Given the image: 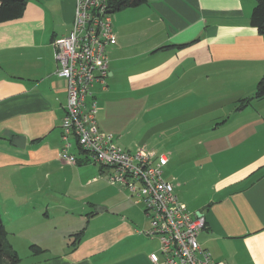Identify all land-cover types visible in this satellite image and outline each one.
I'll return each mask as SVG.
<instances>
[{
    "label": "crops",
    "instance_id": "1",
    "mask_svg": "<svg viewBox=\"0 0 264 264\" xmlns=\"http://www.w3.org/2000/svg\"><path fill=\"white\" fill-rule=\"evenodd\" d=\"M75 3L28 0L22 16L0 22V215L8 241L9 234L20 238L24 251L33 254L25 264H153L150 253L159 251L160 242L144 233L150 221L142 225L147 217L144 206L138 207L142 202L131 204L118 194L121 186L108 184L109 169L92 162L76 140L70 152L77 163L62 157L67 91L66 80L56 73L52 40L71 32ZM255 3L149 0L115 13L117 43L107 50L108 88H93L103 131L113 134L107 123L112 104L152 99V126L173 118L172 127L163 124L159 131L163 145L176 136L177 149L167 143L173 156L185 147L212 159L217 171L212 196L194 210L206 221L198 239L214 259L228 264H264V97L238 106L254 96L264 75V35L250 24ZM20 135L26 138L23 148L13 143ZM188 137L196 138L191 145L185 143ZM170 151L165 153L171 161ZM79 184L95 185L96 192L80 194ZM107 188L118 197L102 199ZM68 198L80 202L82 219L89 206L103 207L87 214L89 225L109 209L115 219L92 230L84 221L61 229L43 224L49 209L76 213ZM29 206L39 207L40 214L26 216ZM20 223L27 229L16 230ZM84 227L82 238L71 245L67 237ZM53 243L68 245L54 249ZM33 244L44 251L34 252Z\"/></svg>",
    "mask_w": 264,
    "mask_h": 264
},
{
    "label": "built area",
    "instance_id": "2",
    "mask_svg": "<svg viewBox=\"0 0 264 264\" xmlns=\"http://www.w3.org/2000/svg\"><path fill=\"white\" fill-rule=\"evenodd\" d=\"M116 43L108 0H76L71 32L52 40L56 73L66 80L67 91L62 157L77 163V155L70 152L71 140H76L92 162L109 169L110 184L124 187L131 198L143 203L150 221L144 233L160 242L159 251L150 253L153 264H228L214 259L201 245L198 235L206 225L205 217L189 211L175 185L165 178L170 155L147 147L127 151L112 133L100 128L93 88L96 84L108 88L107 50Z\"/></svg>",
    "mask_w": 264,
    "mask_h": 264
},
{
    "label": "rangeland",
    "instance_id": "3",
    "mask_svg": "<svg viewBox=\"0 0 264 264\" xmlns=\"http://www.w3.org/2000/svg\"><path fill=\"white\" fill-rule=\"evenodd\" d=\"M242 104L243 101L240 102L238 106H241ZM174 112L175 110L172 111V113ZM205 112H208V110H205ZM161 119H164V116ZM172 119V116H169L163 122V124L167 126L168 129L173 126L174 122L172 121ZM185 122L186 124H191V118H186ZM107 123L113 126L112 131L113 134L116 135V141L117 139H119V144L123 145L126 150H131V152H134L137 147H147L148 149H152V145H155V151L157 153H165V151H170L167 143H170L171 147L177 149L175 145L178 143V140L175 135L168 138L169 140L167 141L166 145H163L160 142L159 136L161 132L159 133V131L161 130L163 124L160 123L158 127L152 126V99L149 100L144 98L140 101L130 100L121 101L115 103L114 105L112 104L109 108ZM161 135L163 138L161 139L162 142H166L165 136L162 133ZM195 139V137H188L185 140V143L187 145H191L192 142L195 141ZM191 152H193L194 154ZM201 154L202 151L200 149L185 147H182L178 154L174 153V156L171 152V155L173 157L171 156V161L164 171L165 178L175 185V191L179 195L180 201L183 204L187 205L188 209L191 212H195L194 210H197V208L203 206V204L212 196L210 194L212 192V183L217 175V171L214 168L212 159L206 160L204 158H201ZM203 159L205 161H203ZM203 162L204 164H206L205 168H201V163ZM90 165L99 168V165ZM108 184L111 185L110 183ZM78 187L81 189L80 194L89 193L90 191H92L93 193L96 192L95 185L80 187L79 184L76 186V188ZM119 189H121V191L117 189L118 194H120L122 197H126L128 199L130 198L131 204L135 203V199L129 196V192L127 189H124L122 187H120ZM100 197L102 199L111 201L114 198H117L118 195H116L115 191H113L111 188H107L103 191V193L100 194ZM92 198H96V196ZM68 201L69 203L77 206V211L75 214H73L72 211H69L68 213L59 212L57 215V211H52V209H49V218L47 216L43 217L42 223H51L49 225L56 223L61 229L66 224L76 226L78 225V223H80V221H84V226L87 225V228L89 230H92L97 224L112 222L115 219V217L112 216L113 209H109L99 212L98 218H96V220H92L91 225H89V220L91 219L90 217H87V214L91 213V211H99V209H102L103 207L89 206L87 211H85L84 213L85 217L82 219L80 218L81 215H79V212L84 211L81 210L80 202H77L73 198H68ZM138 207H143V203L139 204ZM43 212L44 211H42V213ZM34 213L40 214V208L38 207L37 210H34L31 206L27 207L25 211L26 216L27 214L32 215ZM27 222L31 223V220L29 219L27 220ZM145 222H149L147 217L145 218V221L143 219L142 225ZM20 228H26V226L20 223L18 224V227H16V230H19ZM28 231L33 232L34 229L29 228ZM9 240L18 250V252L20 250V264H25L29 261V259L32 258L33 254L28 252V249L24 251V248H26L27 245H24L20 238L13 239L9 234ZM67 240L72 245L75 237H72L71 239H68L67 237ZM67 245V243H53L49 246L54 249H60L63 246Z\"/></svg>",
    "mask_w": 264,
    "mask_h": 264
},
{
    "label": "trees",
    "instance_id": "4",
    "mask_svg": "<svg viewBox=\"0 0 264 264\" xmlns=\"http://www.w3.org/2000/svg\"><path fill=\"white\" fill-rule=\"evenodd\" d=\"M110 5V11L113 15L123 9L130 7H137L149 0H108ZM255 6L253 8L250 24L255 26L259 33L264 35V0H255ZM28 0H0V22L12 20L22 16ZM178 44V45H166L161 48H175L184 47L188 45ZM264 97V75L261 77L257 84V90L252 98L243 99V104L239 106V109L246 106L253 98L260 99ZM82 152H84L82 150ZM86 227L81 229L79 232L73 234L75 240L72 242L73 246H76L79 239L82 238ZM8 231L4 220L0 215V264H20L21 257L17 250L8 241ZM32 250L36 253L43 252L44 249L39 245H30Z\"/></svg>",
    "mask_w": 264,
    "mask_h": 264
},
{
    "label": "water",
    "instance_id": "5",
    "mask_svg": "<svg viewBox=\"0 0 264 264\" xmlns=\"http://www.w3.org/2000/svg\"><path fill=\"white\" fill-rule=\"evenodd\" d=\"M25 142H26V138H25V136H23V135H20V136L15 137V138H14V141H13V143H14L16 146H18V147H22V148L25 146ZM196 215H198V216H202L203 213H202L200 210H198V211H196Z\"/></svg>",
    "mask_w": 264,
    "mask_h": 264
}]
</instances>
